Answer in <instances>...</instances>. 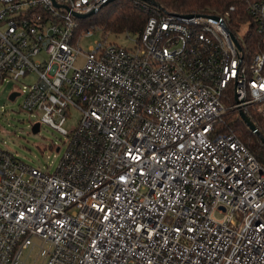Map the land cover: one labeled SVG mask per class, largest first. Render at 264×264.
Instances as JSON below:
<instances>
[{
	"label": "built area",
	"instance_id": "built-area-1",
	"mask_svg": "<svg viewBox=\"0 0 264 264\" xmlns=\"http://www.w3.org/2000/svg\"><path fill=\"white\" fill-rule=\"evenodd\" d=\"M108 1L0 0V85L34 77L14 100L67 138L54 172L0 146V264L36 246L43 264H264V164L216 128L264 118V0L251 57L225 17L160 9L133 47L85 52L75 13Z\"/></svg>",
	"mask_w": 264,
	"mask_h": 264
},
{
	"label": "trees",
	"instance_id": "trees-1",
	"mask_svg": "<svg viewBox=\"0 0 264 264\" xmlns=\"http://www.w3.org/2000/svg\"><path fill=\"white\" fill-rule=\"evenodd\" d=\"M156 5L143 0H115L103 6L93 16L80 19L77 32L98 29L102 36L134 34L140 40L144 26L151 16L160 13L191 14L225 17L229 31L239 40L245 57L253 56L261 48L257 24L247 8L252 2L261 0H152ZM243 32L242 37L239 35ZM247 116L255 124L253 132L237 113H228L216 124L219 132H233L264 164V118L253 110Z\"/></svg>",
	"mask_w": 264,
	"mask_h": 264
},
{
	"label": "rangeland",
	"instance_id": "rangeland-1",
	"mask_svg": "<svg viewBox=\"0 0 264 264\" xmlns=\"http://www.w3.org/2000/svg\"><path fill=\"white\" fill-rule=\"evenodd\" d=\"M243 32L239 35L241 38ZM102 37L98 29L92 31V35L80 39L79 45L83 51H88L94 43ZM136 35L126 34L118 37L111 35L109 39L125 47H133ZM84 58L79 56L76 66L81 67ZM35 81L34 77L20 78L8 85H0V146L9 150L17 158L33 168L54 172L66 151L67 138L49 125L42 124L40 132L34 133L32 124L37 119L22 109L23 97L16 100L10 99L14 91H21L25 85ZM81 119V111L71 106L66 113L64 128L71 131L77 127ZM61 147L60 152L57 148ZM219 218L220 216L217 215ZM35 242L38 240L35 238ZM43 257L39 255V247L23 251L20 264H43Z\"/></svg>",
	"mask_w": 264,
	"mask_h": 264
},
{
	"label": "water",
	"instance_id": "water-1",
	"mask_svg": "<svg viewBox=\"0 0 264 264\" xmlns=\"http://www.w3.org/2000/svg\"><path fill=\"white\" fill-rule=\"evenodd\" d=\"M115 0H109L107 3L104 4V6L108 5L110 2H113ZM145 2H148V3H152L154 5H156L155 2H153L152 0H143ZM99 11L98 10H94L90 13H87V14H77L75 13V16L78 18V19H86V18H89L91 16H93L94 14H96L97 12ZM232 40L233 42L235 43V45L238 47V49H242V46L241 44L239 43L238 39L232 34ZM16 94H11L10 95V99L11 100H14ZM240 118L245 121L247 123V125L249 126V128L253 131V132H256L258 133V130L255 126V124L250 120V118L247 116V114L245 112H240ZM40 129V125L39 124H36L34 127H33V132L34 133H37ZM264 141V140H263Z\"/></svg>",
	"mask_w": 264,
	"mask_h": 264
}]
</instances>
